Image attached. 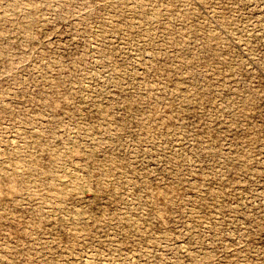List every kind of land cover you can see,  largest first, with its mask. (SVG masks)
Wrapping results in <instances>:
<instances>
[{
    "label": "rangeland",
    "instance_id": "obj_1",
    "mask_svg": "<svg viewBox=\"0 0 264 264\" xmlns=\"http://www.w3.org/2000/svg\"><path fill=\"white\" fill-rule=\"evenodd\" d=\"M0 264H264V0H0Z\"/></svg>",
    "mask_w": 264,
    "mask_h": 264
}]
</instances>
